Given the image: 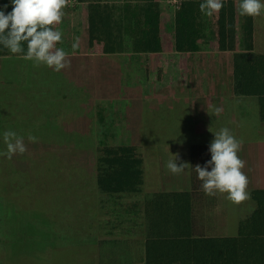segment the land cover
<instances>
[{"label": "rangeland", "instance_id": "374dc122", "mask_svg": "<svg viewBox=\"0 0 264 264\" xmlns=\"http://www.w3.org/2000/svg\"><path fill=\"white\" fill-rule=\"evenodd\" d=\"M108 1L117 4L120 9L127 2ZM180 1L161 0L164 38L169 54L164 60L153 58L151 63L146 56L141 68L139 66L127 72L128 78H141L139 81L145 83L143 86L141 83L131 86V94L150 96L156 93L160 96L155 90L158 87L156 84H167L173 78L178 80L177 75H183L185 63L174 52V16ZM84 5L68 0L65 17L77 13L81 20ZM238 11L241 21L240 9ZM126 34L124 47L131 45L132 48V38ZM201 41L203 49L213 50L211 17L206 16ZM255 45L257 51L264 52V14L255 17ZM241 48L238 42V49ZM22 55L10 54L5 63L0 62V142L4 143L3 133L12 130L24 137L27 147L22 155L0 159V182H3V187L7 186L6 190L0 189L3 202L0 207V264H12V261L13 264H21L15 263L14 259L22 254L25 255L22 263L30 264L28 256L34 255V252L41 259L40 264H102L97 261L100 251L108 254L109 264H121L115 262L116 254L125 253L117 250L120 245L115 241H120L125 247L129 238L137 239L135 237L145 235V218L140 210L145 194L158 190H187L193 186L196 188L201 182L194 167L178 175L171 173L166 165L174 158L173 155H178V165L185 162L191 165L189 159L193 153L199 147L204 152L202 143L211 144L215 139L214 132L224 127L233 132L239 125L242 137L259 136L257 127L254 132L248 122L255 121L259 113L256 101H252L248 115L242 116L240 122H233L232 119L230 122L229 114L212 118L209 133L203 135L195 128L188 108L185 110L184 104L177 101L154 111L144 109L139 126H133L138 120L134 118L139 112L137 103L130 106L129 112H125L123 101L114 100L111 103L109 99L99 96L96 108L89 87L83 83H73V77L88 76L87 71L79 73L78 69H73V61L79 58L68 56L71 66L55 71L44 64H41L44 69L39 68L33 61L23 59ZM110 70L107 68L105 72L104 68H100L92 77L109 82V78H117L113 69ZM160 75L163 77L159 78ZM78 81L82 82V79ZM88 85L96 95V84ZM95 111L92 125L101 117L106 133L92 132L101 129L90 126L89 113ZM55 115L59 116L56 118ZM29 135L38 137V142H30ZM108 143H132L137 146L144 158V187L141 193L106 196L98 191L97 157L101 147ZM8 169H13L14 173L6 178ZM227 205L225 209V201L219 198L213 208H203L205 211H200L198 222L204 226L208 221L217 227H202L197 232L210 235L235 233V217L231 212L233 202L229 201ZM42 241L52 242L54 246L41 247ZM11 243L14 246L9 245ZM57 243L60 245L57 246ZM91 243L95 245L92 248ZM93 256L97 260H93Z\"/></svg>", "mask_w": 264, "mask_h": 264}, {"label": "trees", "instance_id": "16d2710c", "mask_svg": "<svg viewBox=\"0 0 264 264\" xmlns=\"http://www.w3.org/2000/svg\"><path fill=\"white\" fill-rule=\"evenodd\" d=\"M74 1L87 3L89 52L119 51L126 33L130 34L136 52L156 53L166 49L161 0H127L122 9L108 0ZM201 2L181 0L176 8L174 46L179 52L201 47L206 27V16L199 10ZM239 4L240 0H224L223 9L211 17L214 46L234 51L235 94L255 99L260 120L264 121V52L256 50L255 17L242 15L240 21ZM12 9L11 0H0V10L7 14ZM59 25L55 27L58 29ZM238 42L242 45L240 50ZM23 47L26 53L27 44ZM9 54L12 53L0 45V56ZM4 150L6 145L0 142V151ZM143 163L144 158L135 144H104L96 162L98 191L106 196L141 193ZM13 173V169H8L6 178ZM2 184L0 189L6 190L7 186ZM250 195L254 206L240 220L236 234L208 235L197 232L195 227L192 191L146 193L141 206L145 218L144 264H264V188H254ZM23 256L17 255L15 263L23 264ZM37 256L35 252L29 255L28 262L40 264Z\"/></svg>", "mask_w": 264, "mask_h": 264}, {"label": "crops", "instance_id": "0c3cea01", "mask_svg": "<svg viewBox=\"0 0 264 264\" xmlns=\"http://www.w3.org/2000/svg\"><path fill=\"white\" fill-rule=\"evenodd\" d=\"M79 4L84 5L85 3L80 2ZM83 7V18L81 20L78 19L77 13H73L68 17H65L66 15L63 17L62 22L58 26V30H60L63 34L62 43H59L57 47L63 48L66 52H68V56H75V58H79V60L76 58L78 61H73V69H78L79 73L87 71L88 76L79 77L82 79V82L78 81L79 78L73 77V83H83V85L89 87V91L93 95V98L91 100L93 101L94 105L96 104V100L99 98V96L109 99V102L114 100H117L118 102L123 101L125 104V112H129L130 106L134 105V103H137L139 112H137L134 118L135 121L137 119L138 120L137 123L135 122L132 125L139 126L138 122L140 121L139 119H142L144 109L154 111L161 108L163 105L168 106L170 105V103L173 105V103H176L177 101L184 104L185 110H187L188 108V112L194 119V123L196 125L195 128L197 129V131L201 132L202 135L206 132L209 133L212 118L217 117L218 115L229 114L230 122L231 119L233 122H240V118L242 116L248 115L247 111L251 109L252 101L256 100L249 97H238L235 94L233 74L234 51L219 50L215 48V46H213V50L207 51L203 49V42L201 41L202 39L200 40L201 47L199 50L179 52L175 49L174 52H176L177 56H179V58L184 61L183 63H185V70L183 75H177L179 76L178 80L177 78H173V80H171L167 84H164V82H160L161 84H156L158 87L155 90L160 93V96L156 93H154L153 95L151 94L150 96L144 93H137L135 95L131 94V86H134L135 84V86H137V84L140 83L143 86L145 83L139 81L141 78L137 79L133 76H130L128 78L126 76L127 72H130L132 70L134 71L139 66L141 68L145 63L144 58L146 56H148L146 58L150 59V63L152 62L153 58L159 61L164 60L163 58L169 54L167 51L168 45L166 44L167 46L164 51L156 53L136 52L133 50V48H131V45H128V47H124V44L123 47L115 53L89 52L87 5H84ZM163 33H165L164 27ZM77 37L79 38V47L73 50L72 44L75 42ZM126 39L127 34L125 35V41ZM9 56L10 54L0 56V62L5 63V60L8 59ZM96 64H98V66ZM162 64L165 65L164 62ZM38 67L44 69L42 65ZM100 68H104L105 72L107 71V68L111 70L113 69L114 73L117 74V78L112 77L109 78V82H103V80L101 79L92 77L93 74L96 73V70H98V72L100 71ZM140 68L139 70H141ZM92 83L96 84V86H94L97 93L96 95L94 94V92H92V89H90V86L88 85ZM141 91L143 92V90ZM128 92L130 94H128ZM96 108H98V106ZM217 108L221 109L218 115L216 114ZM89 115L91 121V125H89L92 128L93 126L101 127V129H96L92 132L106 133L107 130L104 129L105 125H103L105 122L101 123V117L92 125L93 117L96 115V111L93 113H89ZM58 116L59 115H55L56 118ZM248 122L249 126L251 125V128L254 130V132L255 126L257 127V129L259 130L258 137L256 136V134L242 137V129L239 125L234 128V131L232 133L236 136L237 139L243 140L239 156L246 162V166L242 171L247 175L249 179L247 191L250 193V190L254 188H264V121L260 120L258 113L256 114L255 121H253L252 123L251 121ZM126 126L128 127L130 125ZM201 146H204L205 151H200L199 147V150L193 153V155L189 159L192 167H195V165L197 164L203 167L209 160H211L210 144L203 142ZM208 170L211 171V168L209 167ZM187 191L193 192L196 229H202V227L204 229L216 228V225H211V223L208 221H205L206 223L204 226L201 225L200 222H198L201 216L200 211H205L204 209L213 208L216 204V200H218L219 198H222L225 201V209H227V204L230 201L227 199V194H222L219 192L215 195L205 194L202 189V181H199V185H197L196 188H194L193 186L190 189L187 188ZM244 202L240 204L233 203V206L231 207L232 215L235 217L236 232L233 234L228 233L220 235H234L238 232L240 220L246 217L251 212L252 207L254 206V201L252 200L251 195L250 198L246 200V205L244 204ZM141 206L140 210L143 214ZM95 224L96 222L93 223V225ZM218 226L222 227L221 225ZM235 229H233V231ZM135 238L137 239L129 238L124 244L125 247L120 244V241H115L117 245H120L118 246L119 248H117V250L124 251L125 253V255L117 253L115 262L121 264H144L143 257L145 235ZM93 243L90 244V248H92V246H95L93 245ZM111 243L113 244V242ZM9 245L14 246L13 243ZM45 245H50L51 247L54 246L52 242L49 244L42 241L41 247H44ZM58 245L60 244L57 243V246ZM84 254L85 253L81 255ZM107 255L108 254L105 251H100L98 252V260L95 259L96 257L94 256L93 260H97L102 264H109L111 261L110 257ZM16 259L17 258H15L14 261H16Z\"/></svg>", "mask_w": 264, "mask_h": 264}, {"label": "clouds", "instance_id": "9594fccd", "mask_svg": "<svg viewBox=\"0 0 264 264\" xmlns=\"http://www.w3.org/2000/svg\"><path fill=\"white\" fill-rule=\"evenodd\" d=\"M10 13L0 10V45L12 54H23L22 58L34 62L35 66L44 64L55 71L71 66L68 52L57 47L62 43V32L55 26L62 22L68 7V0H11ZM6 7V6H5ZM224 7V0H203L199 5L201 13L208 17L218 14ZM240 14L257 17L264 14V0H241ZM27 44V51L23 47ZM79 47L77 37L72 49ZM221 109H216V114ZM215 139L210 144L211 160L205 166L194 167L202 189L207 195L227 194V199L240 204L250 198L247 191L249 179L242 171L246 162L240 158L243 140L237 139L228 127L214 132ZM28 140L38 142V137L29 135ZM6 150L0 151V157L11 159L15 154L27 151L24 137L17 132L7 130L3 133ZM167 162L166 167L173 174H181L185 169L193 168L189 163L178 165V155ZM209 167L211 171H209Z\"/></svg>", "mask_w": 264, "mask_h": 264}]
</instances>
